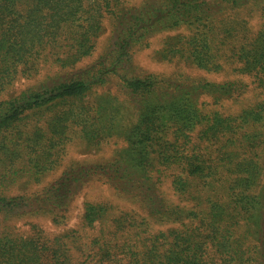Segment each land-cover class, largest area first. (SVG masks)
Returning <instances> with one entry per match:
<instances>
[{
    "label": "trees",
    "instance_id": "1",
    "mask_svg": "<svg viewBox=\"0 0 264 264\" xmlns=\"http://www.w3.org/2000/svg\"><path fill=\"white\" fill-rule=\"evenodd\" d=\"M262 93L264 0H0V264H264Z\"/></svg>",
    "mask_w": 264,
    "mask_h": 264
},
{
    "label": "rangeland",
    "instance_id": "2",
    "mask_svg": "<svg viewBox=\"0 0 264 264\" xmlns=\"http://www.w3.org/2000/svg\"><path fill=\"white\" fill-rule=\"evenodd\" d=\"M261 25V21L258 17H253L252 18V24L249 25V28H252L253 31L259 30ZM103 35L98 39L99 41V46L97 48V52H95L94 56L89 59L85 64L92 62L98 55V52L106 45L108 44V41L110 40V27L106 26V29L104 31ZM185 33V32H184ZM183 33V34H184ZM162 38V40H161ZM165 39L164 35H158L157 37L152 39V44L149 48L144 49L142 51H138L134 58L135 60L138 61V63L144 67L145 69H148L153 72L157 73H166L170 71H175L176 68V62H168V61H160L156 58L155 54L156 51L162 48V42ZM196 75H204V73L200 71L193 72ZM213 79L218 80V81H223L226 77L224 76V73L221 75H211ZM206 77H209V75H206ZM253 80V79H252ZM247 82L251 83V78L247 77ZM33 82L31 81H26L25 79L20 80L18 83H16L15 87L10 91L11 93H18L20 90L32 85ZM251 86L253 84L251 83ZM112 87V86H111ZM110 90L113 92L114 95H117V92H115L114 89ZM105 90L100 89L99 93H104ZM264 94V93H262ZM248 97V96H247ZM249 97H253L252 95H249ZM120 100L124 101V98L120 96ZM131 103L125 102V109L127 115L129 116L131 113H133V110H130ZM129 119H131V116H129ZM123 142L119 138H113L110 139L106 142H104L99 149L96 148H91L90 146L86 145L82 139L80 138H74L72 142H70L67 145V148L65 150V154L63 155L62 159V164L63 167L68 164V162L74 161V160H86L88 157L91 158H99V159H105L110 157V155L113 154L114 150L116 149L115 146L119 143ZM63 167L58 170L57 172L51 174L50 176L46 177L44 181L40 184H28V185H23L21 184V187L19 188H14L12 191L13 194H25V193H32L37 190H41L45 185H47L50 181H52L55 177L57 178L62 170ZM93 191L90 193L92 194ZM85 195L84 193L82 196H80L75 204H74V210L72 214V219L70 224L74 225L77 221L78 214L81 213L82 207L84 205L85 200ZM17 225L19 229L23 232L27 231L29 229V225L25 223V221H18Z\"/></svg>",
    "mask_w": 264,
    "mask_h": 264
}]
</instances>
